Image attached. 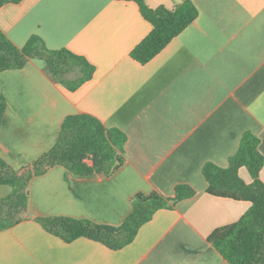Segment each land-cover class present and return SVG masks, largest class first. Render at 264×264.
I'll return each instance as SVG.
<instances>
[{
  "label": "crops",
  "instance_id": "crops-1",
  "mask_svg": "<svg viewBox=\"0 0 264 264\" xmlns=\"http://www.w3.org/2000/svg\"><path fill=\"white\" fill-rule=\"evenodd\" d=\"M198 16L153 59L130 52L150 33L137 4L116 0H19L0 8V31L17 48L31 36L93 67L74 91L54 82L41 60L0 73L7 108L0 158L32 164L56 142L66 116L86 114L126 136L124 164L111 176L76 179L56 166L29 182L32 219L0 231V264H228L208 243L250 203L206 193L205 164L226 167L245 132L264 158V0H191ZM168 9L182 0H144ZM245 184L251 178L239 169ZM259 177L264 184V165ZM122 249L79 238L66 243L37 218H73L120 226L137 194L172 198ZM10 188L0 186V199Z\"/></svg>",
  "mask_w": 264,
  "mask_h": 264
},
{
  "label": "trees",
  "instance_id": "trees-1",
  "mask_svg": "<svg viewBox=\"0 0 264 264\" xmlns=\"http://www.w3.org/2000/svg\"><path fill=\"white\" fill-rule=\"evenodd\" d=\"M18 1L0 0V8ZM116 1L137 4L141 17L151 26L150 33L130 52V57L142 65L153 59L198 16L191 0H182L171 9L162 5L150 8L144 0ZM29 60L43 61L47 75L68 91L76 90L93 74V67L85 58L66 49L49 50L37 36H31L22 48H17L0 31V73L20 70ZM72 74L76 76L70 78ZM6 108V100L0 93V126ZM125 142V134L117 128H107L86 114L69 115L63 119L54 145L32 164L14 169L0 158V186L10 188L9 195L0 199V231L32 219L28 201L29 182L33 177L56 166L66 168L76 179L111 176L125 162ZM258 144L255 135L245 132L226 167L208 163L202 169L208 195L250 203L239 221L214 230L207 239L228 264H264V184L259 177L264 158L258 151ZM241 168L247 170L250 184H245L239 176ZM193 195L194 191L188 186L176 187L172 198L158 193L137 194L132 200L131 213L117 227L60 217L37 218L36 222L66 243L85 238L118 251L135 239L139 229L157 211L171 209L178 201Z\"/></svg>",
  "mask_w": 264,
  "mask_h": 264
},
{
  "label": "rangeland",
  "instance_id": "rangeland-1",
  "mask_svg": "<svg viewBox=\"0 0 264 264\" xmlns=\"http://www.w3.org/2000/svg\"><path fill=\"white\" fill-rule=\"evenodd\" d=\"M76 76V74H72L71 76H70V78H73V77H75Z\"/></svg>",
  "mask_w": 264,
  "mask_h": 264
}]
</instances>
